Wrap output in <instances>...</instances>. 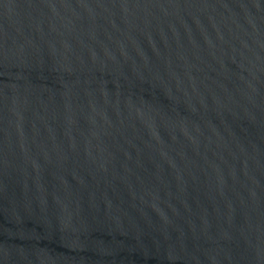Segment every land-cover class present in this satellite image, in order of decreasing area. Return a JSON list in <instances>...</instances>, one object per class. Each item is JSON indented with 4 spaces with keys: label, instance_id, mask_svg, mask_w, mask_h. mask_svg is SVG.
<instances>
[{
    "label": "water",
    "instance_id": "95a60500",
    "mask_svg": "<svg viewBox=\"0 0 264 264\" xmlns=\"http://www.w3.org/2000/svg\"><path fill=\"white\" fill-rule=\"evenodd\" d=\"M0 264H264V0H0Z\"/></svg>",
    "mask_w": 264,
    "mask_h": 264
}]
</instances>
